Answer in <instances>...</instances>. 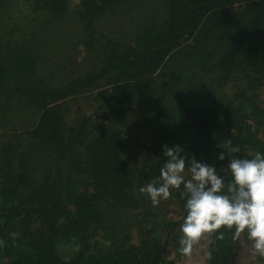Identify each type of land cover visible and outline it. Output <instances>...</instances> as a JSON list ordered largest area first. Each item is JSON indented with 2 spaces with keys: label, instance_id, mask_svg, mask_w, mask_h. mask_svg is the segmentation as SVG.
<instances>
[{
  "label": "trees",
  "instance_id": "obj_1",
  "mask_svg": "<svg viewBox=\"0 0 264 264\" xmlns=\"http://www.w3.org/2000/svg\"><path fill=\"white\" fill-rule=\"evenodd\" d=\"M118 10L128 39L99 30ZM263 83L264 0H0V264H174L179 190L174 221L138 189L165 145L186 169L264 152ZM208 240L233 263L231 233Z\"/></svg>",
  "mask_w": 264,
  "mask_h": 264
},
{
  "label": "clouds",
  "instance_id": "obj_2",
  "mask_svg": "<svg viewBox=\"0 0 264 264\" xmlns=\"http://www.w3.org/2000/svg\"><path fill=\"white\" fill-rule=\"evenodd\" d=\"M224 147L232 154L240 152L230 140ZM183 150L179 145L163 146L166 159L159 175L138 189L154 207L179 190L184 214L179 224L178 253L190 257L194 246L205 237L214 235L215 240L222 241L226 233H231L233 241L243 236L242 246L258 264H264V152L232 156L219 170L193 157L188 162L186 178ZM216 159L224 162L225 153L220 151ZM222 172L227 173V183ZM2 247L4 241L0 239ZM204 255L211 259L212 251Z\"/></svg>",
  "mask_w": 264,
  "mask_h": 264
},
{
  "label": "rangeland",
  "instance_id": "obj_3",
  "mask_svg": "<svg viewBox=\"0 0 264 264\" xmlns=\"http://www.w3.org/2000/svg\"><path fill=\"white\" fill-rule=\"evenodd\" d=\"M79 0H70V8L71 11H75ZM118 13L115 12L114 18L106 19L103 23V26L106 28L99 29L100 31H104L106 34L115 36H121L122 39H128L130 34L134 31L135 25H137L136 18H130L134 16L133 14H128L129 18L122 15V10H118ZM131 20V22H127ZM128 33V35H127ZM115 36V37H116ZM123 36V37H122ZM76 59L80 62L84 60H88L89 57L85 54V51L77 53ZM83 63V62H82ZM232 87H228L226 89V93H232ZM259 94L262 102H264V83L259 89ZM67 103L73 108L74 112H78V102L69 99ZM186 178L189 175L186 169ZM162 205L164 206L163 211L167 215V217L172 218L174 221H178L181 218L179 207L173 203L169 202V200H162ZM179 224H174L165 234L164 237V255L167 259L172 260L174 264H206L207 263V256L204 255V252L208 249L209 240L208 237L202 239L196 246H194V250L190 257L182 256L178 253L177 248L179 247L178 240H179ZM134 237L133 239L136 241ZM243 236L241 240L238 241L237 246L234 250L233 255V263L232 264H258V262L250 256V253L247 247L242 246ZM207 245V248L203 246Z\"/></svg>",
  "mask_w": 264,
  "mask_h": 264
}]
</instances>
